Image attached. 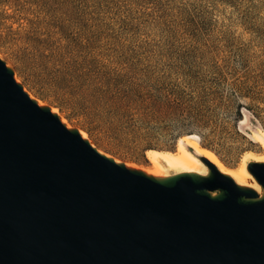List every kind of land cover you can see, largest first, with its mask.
I'll return each mask as SVG.
<instances>
[{"label":"rangeland","instance_id":"obj_1","mask_svg":"<svg viewBox=\"0 0 264 264\" xmlns=\"http://www.w3.org/2000/svg\"><path fill=\"white\" fill-rule=\"evenodd\" d=\"M0 59L130 167L187 135L228 170L264 155V0H0Z\"/></svg>","mask_w":264,"mask_h":264},{"label":"water","instance_id":"obj_2","mask_svg":"<svg viewBox=\"0 0 264 264\" xmlns=\"http://www.w3.org/2000/svg\"><path fill=\"white\" fill-rule=\"evenodd\" d=\"M158 177L100 153L0 59V264H264L260 193L204 158Z\"/></svg>","mask_w":264,"mask_h":264},{"label":"bare ground","instance_id":"obj_3","mask_svg":"<svg viewBox=\"0 0 264 264\" xmlns=\"http://www.w3.org/2000/svg\"><path fill=\"white\" fill-rule=\"evenodd\" d=\"M35 101L39 105H42L43 103V102L40 103L38 100H35ZM50 111L52 112L53 110H50ZM60 121L66 127L71 128L62 119ZM81 135L82 134H80V136ZM81 137L83 138L84 135H82ZM252 138L257 142H261L262 148L264 149V134L263 133H260V132L257 134L255 133V135H253ZM197 141L198 140H197L196 135H187L186 137L179 140V145L175 153L168 152V151H165V152L164 151H153V150L148 151L147 157L150 163L152 164L153 168L150 170H142V171H144L147 174L158 176V177L168 176L167 174H164L161 171V168L164 166L174 171V174L192 172V173L203 175V174H206L207 168L199 159L204 158L208 162L213 164L220 173L228 175L237 185L252 188L257 193L261 192L259 186L254 182L252 176L247 171V164L249 162L263 163L264 155L255 156L253 154H247V156H245L243 161L239 164V166L236 169L228 170L220 163V160H218L217 157L212 152H210L207 149H204L201 145H199ZM98 151L108 156L106 153L100 150ZM112 159L117 161L114 158Z\"/></svg>","mask_w":264,"mask_h":264}]
</instances>
